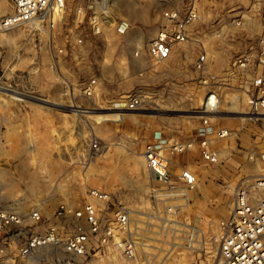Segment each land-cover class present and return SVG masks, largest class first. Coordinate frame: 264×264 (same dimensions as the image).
Wrapping results in <instances>:
<instances>
[{
    "label": "rangeland",
    "instance_id": "1",
    "mask_svg": "<svg viewBox=\"0 0 264 264\" xmlns=\"http://www.w3.org/2000/svg\"><path fill=\"white\" fill-rule=\"evenodd\" d=\"M134 1L138 12L130 15ZM163 5L179 2L114 0L113 18L98 35L91 34L85 23L69 20L68 34L81 33L84 40L77 54L68 47L56 54L57 69L51 64V52L66 42V29L55 33L21 24L0 30V207L26 215L39 206L46 224L54 222L69 233L72 225L54 216V210L61 203L79 205L88 189L97 187L131 208L138 231L154 234L161 227L149 215L154 180L142 157L145 141L156 130L182 140L195 133L208 134L218 123L228 125L232 133L213 143L220 149L218 162L204 164L196 151L174 156L177 163L193 166L202 183L189 212L203 228L206 243L200 249L177 248L163 263L215 264L218 219L230 213L243 182L251 183L264 174L260 156L264 120L244 122L242 114L231 113L233 108L240 113L245 110L246 96L252 91L249 72L234 62L242 54H256L264 0H201L188 40L168 59L156 61L146 47L157 32ZM12 8L11 0H0V17ZM200 53L206 54V61L198 71L193 62ZM201 74L207 84L200 80ZM91 77L97 78L100 89L93 102L107 105L119 95L137 92L147 99L144 108L119 120H101L120 117L110 109L75 114L76 108L64 105L63 87L70 86L76 102L93 106L80 92ZM208 86L218 92L219 113L225 116L205 126L196 109L204 103ZM93 139L99 142L97 150L90 146ZM41 223L25 219L7 234L20 231L21 242ZM7 234L0 235V264H55V255H63L50 245L22 255L15 238ZM87 261L134 264L100 251Z\"/></svg>",
    "mask_w": 264,
    "mask_h": 264
},
{
    "label": "built area",
    "instance_id": "2",
    "mask_svg": "<svg viewBox=\"0 0 264 264\" xmlns=\"http://www.w3.org/2000/svg\"><path fill=\"white\" fill-rule=\"evenodd\" d=\"M179 5H163L156 34L147 44L148 54L156 61L168 59L172 53L189 38V31L199 18L201 0H177ZM12 10L0 17V30L27 24L32 29L67 30L66 42L52 49V66L57 69V53L69 48L77 54L83 43V35L69 33V20L76 25L85 23L91 34L102 33L103 27L113 18L114 0H11ZM256 54L240 55L234 64L247 70L251 76L252 91L246 96V108L240 116L244 122L258 123L264 120V10ZM206 54L200 53L193 62L196 70L204 68ZM58 74L60 72L57 70ZM207 84V77L200 75ZM204 103L197 108L203 125L212 119L225 115L220 112V97L215 88L208 86ZM96 77L85 81L80 88L81 96L92 101L93 106L76 102L70 95L71 88L63 87L65 107H74L75 114L83 115L90 110L110 109L118 112L119 118L104 117L101 120H119L122 115L144 108L147 99L137 92L119 95L107 105L91 100L99 94ZM234 101V99H232ZM231 113H240L232 109ZM224 118V117H223ZM232 133L228 125L217 124L208 134L195 133L185 139H172L156 130L145 141L142 149L144 164L153 176L154 183L149 190L151 212L157 218L161 230L142 232L136 229L131 208L116 200L112 192L90 187L77 206L61 203L54 210V216L64 218L73 227L65 233L62 226L54 222L45 223L39 206L31 207L26 215L13 208L0 207V235L21 226L25 219L33 223L42 222L28 232L20 242L15 231L7 234L15 238L18 250L28 255L40 246L50 245L60 249L62 256L55 255V264H90L87 260L101 252L104 256L120 258L134 264H163L169 252L177 248L197 249L206 243V234L201 225L190 216L189 208L194 203L198 188V175L188 162L179 164L174 156L196 151L202 163H216L219 150L213 142ZM92 149L99 148L96 139L90 143ZM264 159V150L260 154ZM175 165V168H171ZM26 216V218H25ZM145 216V215H143ZM24 231L27 232L25 229ZM218 255L215 264H264V174L251 183L243 182L236 191L234 205L227 216L217 221Z\"/></svg>",
    "mask_w": 264,
    "mask_h": 264
},
{
    "label": "bare ground",
    "instance_id": "3",
    "mask_svg": "<svg viewBox=\"0 0 264 264\" xmlns=\"http://www.w3.org/2000/svg\"><path fill=\"white\" fill-rule=\"evenodd\" d=\"M135 12H138V11H137V4L134 1V5H132V7H130V15H132ZM133 43L136 46H138L139 48L142 47V44H141V42H140V40L138 38H133ZM238 114H242L243 115V113H238Z\"/></svg>",
    "mask_w": 264,
    "mask_h": 264
},
{
    "label": "crops",
    "instance_id": "4",
    "mask_svg": "<svg viewBox=\"0 0 264 264\" xmlns=\"http://www.w3.org/2000/svg\"><path fill=\"white\" fill-rule=\"evenodd\" d=\"M213 143H214V142H213ZM214 147H215V146H214ZM217 149H218V148H217ZM218 150H219V153H220V149H218ZM204 164H205V163H204ZM206 164H207V163H206ZM198 179H199V177H198ZM200 180H201V179H200ZM200 184H202L201 181H200V182L198 181V188H197V190H196V192H195V196H197V194H198V189H199V187H200ZM80 203H81V202H80ZM80 203H79V204H80ZM233 205H234V203H233ZM232 207H233V206H232ZM42 225H43L42 223L39 224V227H42Z\"/></svg>",
    "mask_w": 264,
    "mask_h": 264
}]
</instances>
